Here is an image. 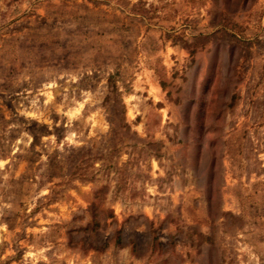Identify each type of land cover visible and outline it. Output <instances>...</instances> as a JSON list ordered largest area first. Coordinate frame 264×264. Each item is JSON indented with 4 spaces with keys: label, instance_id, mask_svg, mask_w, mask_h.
Listing matches in <instances>:
<instances>
[{
    "label": "rangeland",
    "instance_id": "1",
    "mask_svg": "<svg viewBox=\"0 0 264 264\" xmlns=\"http://www.w3.org/2000/svg\"><path fill=\"white\" fill-rule=\"evenodd\" d=\"M0 264H264V0H0Z\"/></svg>",
    "mask_w": 264,
    "mask_h": 264
}]
</instances>
